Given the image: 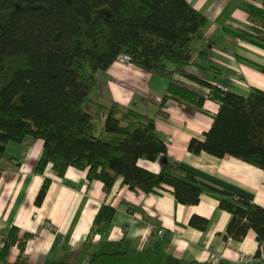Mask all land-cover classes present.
<instances>
[{"label": "trees", "instance_id": "trees-1", "mask_svg": "<svg viewBox=\"0 0 264 264\" xmlns=\"http://www.w3.org/2000/svg\"><path fill=\"white\" fill-rule=\"evenodd\" d=\"M248 14L251 30H242L241 38H264V14ZM208 21L188 0H0V158L9 142L27 147L38 138L43 152L36 172L42 175L51 165L54 176L64 177L72 166L86 170L89 182L102 181L107 193L122 178L131 190L146 194L170 189L184 205L198 204L204 188H210L232 215L225 238L243 240L253 229L258 243L264 242L263 206L200 181L174 159L167 158L160 172L139 164L168 154L155 117L113 102L98 123L84 107L99 74L120 54H128L131 63L169 79L163 102L173 97L203 107L211 97L219 103L205 138L190 140V152L231 155L264 169V90L253 87L248 96L222 91L186 71L193 64L211 70L203 63L206 50L197 59L192 55V43L204 38ZM177 74L208 85L211 92L192 90L174 78ZM52 180L45 176L35 200L38 206ZM115 213L113 206L102 205L93 230L107 231ZM190 225L204 230L208 219L193 215ZM30 237L12 227L3 240L0 262L26 264L23 252ZM14 246L20 253L10 262Z\"/></svg>", "mask_w": 264, "mask_h": 264}, {"label": "crops", "instance_id": "crops-1", "mask_svg": "<svg viewBox=\"0 0 264 264\" xmlns=\"http://www.w3.org/2000/svg\"><path fill=\"white\" fill-rule=\"evenodd\" d=\"M188 2L209 19L204 38L192 43V55L197 59L206 50L208 58L203 63L211 70L193 64L186 71L211 85L224 83L244 96L253 87L264 90V38L240 35L251 30L249 10L264 14V0ZM174 78L200 94H209L210 87L198 80L178 74ZM168 85L169 79L161 74L116 61L99 74L84 107L98 123L113 102L155 117L168 154L156 161L140 160L142 167L160 172L171 158L200 181L264 207V169L231 155L219 158L188 149L192 138H205L219 103L211 97L203 107L173 97L163 102ZM42 152L43 140L35 138L27 147L9 142L0 158V250L12 227L19 228L20 235L31 233L23 252L26 264H216L212 256L231 264L240 254L257 252L253 229L243 240L225 238L232 215L220 207L221 195L213 189L204 188L195 205L179 203L170 189L149 194L131 190L122 178L107 193L102 181L89 182L86 170L72 166L64 177L54 176L51 165L45 175L39 174L36 165ZM45 176L53 180L38 206L35 200ZM104 204L113 206L116 213L101 234L93 230V223ZM193 215L208 219L206 229L190 225ZM19 253L14 246L8 260L14 262ZM95 254L100 256L92 261Z\"/></svg>", "mask_w": 264, "mask_h": 264}, {"label": "built area", "instance_id": "built-area-1", "mask_svg": "<svg viewBox=\"0 0 264 264\" xmlns=\"http://www.w3.org/2000/svg\"><path fill=\"white\" fill-rule=\"evenodd\" d=\"M117 62L123 64L131 63L132 57L128 54H120L117 57ZM214 86L222 91H226L228 89L224 83H215ZM210 92L211 89L209 90V93ZM158 233L163 235L164 230L160 229ZM211 260L216 264H222V258L218 256H212ZM231 264H264V242L259 243L257 252L255 254L253 255H249L246 253L240 254L238 258L235 261H233Z\"/></svg>", "mask_w": 264, "mask_h": 264}, {"label": "rangeland", "instance_id": "rangeland-1", "mask_svg": "<svg viewBox=\"0 0 264 264\" xmlns=\"http://www.w3.org/2000/svg\"><path fill=\"white\" fill-rule=\"evenodd\" d=\"M167 66H168L169 68H172V67H173V64H172V63H167ZM97 133H99V129L97 130Z\"/></svg>", "mask_w": 264, "mask_h": 264}]
</instances>
